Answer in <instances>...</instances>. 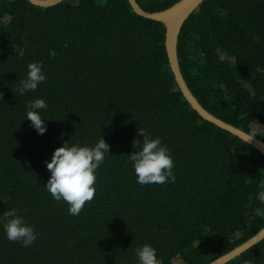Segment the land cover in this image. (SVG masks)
<instances>
[{
	"label": "trees",
	"instance_id": "obj_1",
	"mask_svg": "<svg viewBox=\"0 0 264 264\" xmlns=\"http://www.w3.org/2000/svg\"><path fill=\"white\" fill-rule=\"evenodd\" d=\"M137 1L154 12L179 0ZM165 39V26L127 0L1 1L0 214L16 208L37 240L23 247L0 228V264H136L144 244L162 264H210L264 228V156L190 107ZM178 53L203 107L264 140V0H206L186 21ZM34 61L47 79L21 95ZM36 98L48 105L42 136L25 119ZM140 127L170 149L175 182H136L128 155ZM101 136L110 156L94 198L69 215L43 187L45 161L65 141ZM228 264H264V240Z\"/></svg>",
	"mask_w": 264,
	"mask_h": 264
},
{
	"label": "clouds",
	"instance_id": "obj_2",
	"mask_svg": "<svg viewBox=\"0 0 264 264\" xmlns=\"http://www.w3.org/2000/svg\"><path fill=\"white\" fill-rule=\"evenodd\" d=\"M15 53L23 57L24 49H15ZM49 55L55 56V52L50 50ZM46 79L42 62L29 63L25 78L20 80V94L35 92ZM47 107L43 98H36L27 106L25 119L31 122L30 126L41 136L47 132L46 118L42 116ZM138 134L142 136V140H133L136 150L128 155L136 182L140 185L175 182V161L170 149L162 143L160 137H154L142 127L138 129ZM69 141L56 148L50 160L45 161L50 176L43 187L54 200L63 201L68 205L69 215L78 216L86 202L94 198L97 169L103 164L106 156H110V145L103 136L91 145ZM0 228L3 229L7 240L18 242L23 247H29L37 240L34 226L14 207L0 214ZM134 253L136 264H162L157 250L149 244L137 247Z\"/></svg>",
	"mask_w": 264,
	"mask_h": 264
},
{
	"label": "water",
	"instance_id": "obj_3",
	"mask_svg": "<svg viewBox=\"0 0 264 264\" xmlns=\"http://www.w3.org/2000/svg\"><path fill=\"white\" fill-rule=\"evenodd\" d=\"M2 0H0L1 3ZM31 4L43 8L57 6L65 0H27ZM133 12L142 18L161 23L166 29L165 48L170 65V69L175 77V81L181 91L183 97L188 102L190 107L197 112V114L205 121L214 124L215 126L223 129L224 131L234 135L254 148L257 152L264 156V140L250 134L209 112L196 96L192 93L189 85L187 84L184 74L181 69L178 44L181 31L188 20V18L200 8L206 0H179L174 5L162 11H148L142 7L137 0H127ZM264 240V228L256 235L248 239L241 246L236 247L231 252L219 257L210 264H228L232 260L241 256L260 242Z\"/></svg>",
	"mask_w": 264,
	"mask_h": 264
}]
</instances>
